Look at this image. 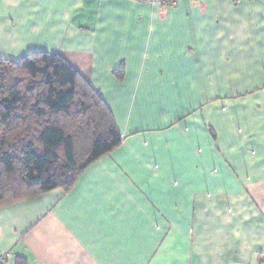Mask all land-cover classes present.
I'll return each instance as SVG.
<instances>
[{"label": "crops", "instance_id": "1", "mask_svg": "<svg viewBox=\"0 0 264 264\" xmlns=\"http://www.w3.org/2000/svg\"><path fill=\"white\" fill-rule=\"evenodd\" d=\"M165 1L0 0V59L58 53L122 139L0 206L6 264H264V0Z\"/></svg>", "mask_w": 264, "mask_h": 264}, {"label": "trees", "instance_id": "2", "mask_svg": "<svg viewBox=\"0 0 264 264\" xmlns=\"http://www.w3.org/2000/svg\"><path fill=\"white\" fill-rule=\"evenodd\" d=\"M121 142L99 93L61 55L0 59V206L70 190Z\"/></svg>", "mask_w": 264, "mask_h": 264}, {"label": "built area", "instance_id": "3", "mask_svg": "<svg viewBox=\"0 0 264 264\" xmlns=\"http://www.w3.org/2000/svg\"><path fill=\"white\" fill-rule=\"evenodd\" d=\"M163 1L159 0V4H162ZM8 260V253L0 252V264H6Z\"/></svg>", "mask_w": 264, "mask_h": 264}]
</instances>
